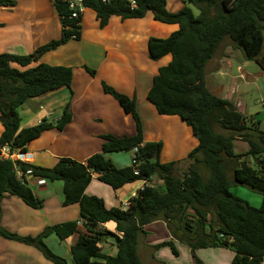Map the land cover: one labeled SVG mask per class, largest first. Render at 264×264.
I'll list each match as a JSON object with an SVG mask.
<instances>
[{
	"label": "trees",
	"instance_id": "trees-1",
	"mask_svg": "<svg viewBox=\"0 0 264 264\" xmlns=\"http://www.w3.org/2000/svg\"><path fill=\"white\" fill-rule=\"evenodd\" d=\"M130 9L120 0L101 3L87 0L86 8L94 11L103 28L111 16L122 20L142 18L148 12L154 21L174 25L177 30L166 38H149L148 57L159 60L170 55V61L158 69L146 99L158 115L176 116L191 130L197 145L184 161L190 164L181 175L183 162L160 163L161 142H143L142 124L134 98L116 92L102 83L104 93L111 95L122 110L131 115L135 133L116 138L104 135L102 150L84 162L59 158L51 168L0 156V200L4 195L19 198L32 209H40L28 177L62 182V205H78L79 219L46 227L36 236H18L0 226V237L34 247L51 264H68L54 254L44 239L53 234L64 240L78 231L80 221L86 233L79 234L70 247L72 264H141L137 244L145 225L165 222L171 236L195 249L218 247L231 250V264H260L264 261V130L252 129L246 117L230 101L214 95L206 86L205 67L220 43L229 39L245 59L253 60L264 72V0H181L176 12L166 9V0H135ZM14 1L0 0V7H12ZM60 19V37L38 47L25 56L0 54V148L8 145L12 152L24 154L26 146L52 128L46 120L20 129L17 109L27 100L60 88L70 90L72 69L40 63L28 67L43 54L81 38L80 22L67 17L63 3L54 5ZM196 9L195 15L192 9ZM17 65L23 70L13 67ZM91 75L95 71L83 66ZM70 121L68 104L55 124L62 130ZM252 125L257 126L254 122ZM218 125L227 135L216 133ZM239 137L248 146L244 154H235L233 141ZM137 167L115 168L106 153L132 151ZM199 168L207 171L204 178ZM137 170L138 175H134ZM30 171V174H26ZM93 176L113 190L136 181L151 182L129 200L126 211L107 209L104 201L85 194ZM245 187L261 198L260 206L235 197L231 188ZM113 222L116 233L98 230L100 224ZM112 237L117 247L115 256L101 253L99 244ZM168 247L177 255L173 242H162L154 249ZM197 264H202L195 259Z\"/></svg>",
	"mask_w": 264,
	"mask_h": 264
},
{
	"label": "crops",
	"instance_id": "crops-1",
	"mask_svg": "<svg viewBox=\"0 0 264 264\" xmlns=\"http://www.w3.org/2000/svg\"><path fill=\"white\" fill-rule=\"evenodd\" d=\"M10 1H14L12 7H0V54L30 55L38 47L60 37V19L54 4L49 0ZM182 6L181 0H166V9L169 12H176ZM80 26L81 38L78 41L70 40L43 54L28 66L34 67L43 63L70 67L72 82L70 90L60 88L25 102L29 105L26 112L29 123L21 125L23 114H19L20 129L34 126L42 120L54 126L43 131L26 146L20 161L43 168L53 167L63 157L84 162L89 156L101 152L104 142L102 136L122 138L134 135L135 127L131 115L125 113L111 95L104 93L102 83H105L116 92L134 98L142 124L143 142L162 143L160 163L183 162L197 145L190 128L183 126L176 116L158 115L146 99L153 77L171 59L170 55H166L159 60H151L148 57L147 41L149 38H166L177 27L154 21L152 14L148 12L142 18L124 20L111 16L107 24L100 28L91 9L85 10ZM219 63L218 60L217 64ZM83 66L94 70L95 75L91 76ZM13 67L24 69L17 65ZM219 67L220 65L216 70ZM220 98L229 101L227 97ZM66 104L70 121L62 130H58L55 124ZM2 131L0 123V135ZM178 132L183 135L180 137ZM180 138L185 141L179 140ZM239 141L233 142L234 152L244 154L248 146ZM105 156L115 168L121 169L131 164L132 152H111ZM27 179L34 195L41 201L40 209L28 207L15 196L4 195L0 200L1 227L18 236L33 237L48 226L79 219L78 205H62V182L43 180L39 184L40 179ZM159 183L154 178L145 185ZM143 186L144 181H136L113 190L100 182L97 176H93L85 194L102 199L107 209L119 208ZM254 204L257 207L260 203L256 200ZM77 228V233L64 240H59L53 234L44 239L48 248L53 249L68 264H72L70 247L79 234L86 233L80 221ZM97 229L116 233L113 222L100 224ZM142 229L145 233L140 235L137 244L141 264H197L195 259L202 264H231L234 255L231 250L209 247L195 249L192 253L188 246L171 236L162 220L149 223ZM168 241L173 242L177 255L168 247L154 249V246ZM99 247L104 255L113 257L117 253L112 237L104 239ZM36 250L23 243L0 237V264H46Z\"/></svg>",
	"mask_w": 264,
	"mask_h": 264
},
{
	"label": "rangeland",
	"instance_id": "rangeland-1",
	"mask_svg": "<svg viewBox=\"0 0 264 264\" xmlns=\"http://www.w3.org/2000/svg\"><path fill=\"white\" fill-rule=\"evenodd\" d=\"M189 7L196 15V9L191 6ZM262 54H264V52H262ZM218 60L220 61L219 64H217ZM219 65V69L216 70V67ZM205 68L207 88L217 95V97H227L229 101L235 105L236 109L248 119L247 124L252 129L264 130V72L261 71L259 66L253 60L245 59L243 52L233 47L231 41L226 38L220 43L213 58L207 63ZM27 106L29 105L24 103L17 109L18 115L21 113L23 114L21 125H27L25 123H29V118L26 116V112L28 111ZM178 120L183 126L185 125L188 127L183 121L180 119ZM252 122L257 126L252 125ZM214 131L227 135V132L218 125L214 127ZM178 135L181 137L183 133L178 132ZM179 140L185 141V139L181 138ZM236 140H240V138L235 137L234 141ZM189 164L190 161H184L179 164L177 167L179 168L177 175H181ZM199 170L204 178L208 176L207 171L202 168H199ZM230 192L235 197L248 202L252 206L255 205L254 203L256 200L259 203L261 202V198L258 194L252 193L245 187L231 188ZM257 206L259 207L260 205L258 204ZM51 251L56 254L53 249ZM37 252L41 258L45 260L44 262L46 264H50L39 251Z\"/></svg>",
	"mask_w": 264,
	"mask_h": 264
},
{
	"label": "built area",
	"instance_id": "built-area-1",
	"mask_svg": "<svg viewBox=\"0 0 264 264\" xmlns=\"http://www.w3.org/2000/svg\"><path fill=\"white\" fill-rule=\"evenodd\" d=\"M52 4H57V3H63L67 9V17L69 20H72L74 22L79 23L81 21V18L85 12L86 8V2L87 0H49ZM122 1L127 7L130 9H135L137 6V3L135 0H120ZM111 0H101V3H109ZM132 158H131V164L134 167H137V163L135 161V153L137 152L136 148L132 149ZM0 156L5 158V159H10V160H20L22 157V154L18 152H12L9 148V146L6 144L0 148ZM30 171H27L26 174H30ZM134 175H138L137 170L134 171ZM38 183L41 184L43 183V179L38 180ZM145 181H144V186H145ZM143 186V187H144ZM142 187V188H143ZM129 200L126 202H123L121 204V210L126 211L129 207ZM260 264H264V261H262Z\"/></svg>",
	"mask_w": 264,
	"mask_h": 264
}]
</instances>
